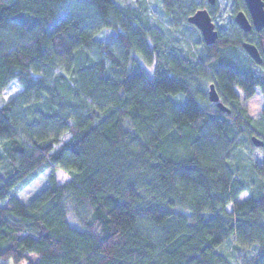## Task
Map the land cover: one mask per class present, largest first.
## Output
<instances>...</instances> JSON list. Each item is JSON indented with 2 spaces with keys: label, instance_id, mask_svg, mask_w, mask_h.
<instances>
[{
  "label": "trees",
  "instance_id": "obj_1",
  "mask_svg": "<svg viewBox=\"0 0 264 264\" xmlns=\"http://www.w3.org/2000/svg\"><path fill=\"white\" fill-rule=\"evenodd\" d=\"M217 6L0 0V258L264 264V104L254 117L246 102L257 88L264 98V28L235 23L244 0L223 28ZM203 7L211 44L188 20ZM12 80L21 90L3 99ZM44 165L36 195L10 193Z\"/></svg>",
  "mask_w": 264,
  "mask_h": 264
},
{
  "label": "water",
  "instance_id": "obj_2",
  "mask_svg": "<svg viewBox=\"0 0 264 264\" xmlns=\"http://www.w3.org/2000/svg\"><path fill=\"white\" fill-rule=\"evenodd\" d=\"M207 2L212 5L215 3V0H207ZM244 2L250 18L244 11L238 10L234 14L235 23L245 31L251 29L260 31L264 28V0H244ZM188 20L200 31L205 43H214L217 38V29L215 28V23L207 8L203 7L197 9ZM242 47L256 63L262 61L261 53L255 44L243 41ZM208 99L209 101L214 102L221 110L226 112L229 111V109L220 101L213 83H210L208 86ZM251 140L255 146H261L263 144V141L255 136H252Z\"/></svg>",
  "mask_w": 264,
  "mask_h": 264
},
{
  "label": "rangeland",
  "instance_id": "obj_3",
  "mask_svg": "<svg viewBox=\"0 0 264 264\" xmlns=\"http://www.w3.org/2000/svg\"><path fill=\"white\" fill-rule=\"evenodd\" d=\"M153 3L156 0H151ZM217 6V15H216V20L219 22L220 26L223 28L227 24V19H228V11H229V6L231 4V0H216ZM152 6H155L154 4ZM98 38H102V34L100 33ZM196 38V35L193 36V39ZM184 47L187 48V45L184 44ZM195 49V48H194ZM196 50V49H195ZM21 90V87L18 85L16 80H12L7 88L4 89L2 92V98L3 99H10L14 96L17 95V93ZM1 101V100H0ZM249 111L250 113L254 116L257 117L261 107L264 104V98L260 92V89L257 88L255 93L249 97L246 100ZM255 158H259V153L256 151L255 152ZM48 168L44 165L41 168H39L34 175H31V177L24 181L22 184L18 183L20 185H17L13 189H11L10 193L14 196H16L18 199H20L22 202H27L30 198H32L34 195H36L47 183V178H48ZM68 179V175L65 174L61 179L60 182H64ZM248 196V192H243L239 195V200H243ZM229 209V207H228ZM139 227L142 230L147 231L151 229V224L149 221L141 217L138 220ZM32 258H35L33 254H31ZM0 264H27V260L24 259L20 261L19 263H13L10 259L7 258H0Z\"/></svg>",
  "mask_w": 264,
  "mask_h": 264
},
{
  "label": "flooded vegetation",
  "instance_id": "obj_4",
  "mask_svg": "<svg viewBox=\"0 0 264 264\" xmlns=\"http://www.w3.org/2000/svg\"><path fill=\"white\" fill-rule=\"evenodd\" d=\"M247 14V16L250 18V16H249V14L248 13H246ZM260 52V51H259Z\"/></svg>",
  "mask_w": 264,
  "mask_h": 264
}]
</instances>
